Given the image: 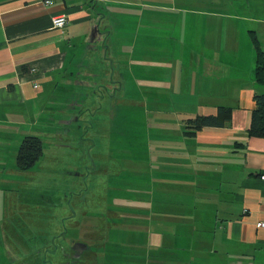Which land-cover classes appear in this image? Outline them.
<instances>
[{"label":"crops","instance_id":"obj_1","mask_svg":"<svg viewBox=\"0 0 264 264\" xmlns=\"http://www.w3.org/2000/svg\"><path fill=\"white\" fill-rule=\"evenodd\" d=\"M257 45L264 53V0H0V194L25 171L24 137L51 125L59 135L84 118L88 132L109 123V138L147 133L134 144L138 201L126 229L137 248L114 249L119 263L264 264V138L246 133L264 93ZM128 82L150 105L137 118L152 124L130 122L144 132L128 131ZM220 106L232 113L223 127H190Z\"/></svg>","mask_w":264,"mask_h":264},{"label":"rangeland","instance_id":"obj_2","mask_svg":"<svg viewBox=\"0 0 264 264\" xmlns=\"http://www.w3.org/2000/svg\"><path fill=\"white\" fill-rule=\"evenodd\" d=\"M159 41L166 46L164 39ZM176 69L179 74L181 65L176 64ZM171 70L165 72L166 78L173 74ZM144 80V87L149 89L151 81ZM133 89V83L128 82V96H122L127 115L130 112L134 117L128 123L152 124V116L137 118L139 114L144 116L150 105L137 104L138 93ZM162 109L170 108L162 104ZM85 121L76 118L74 125L63 126V130L70 132L59 135H55L56 126L51 125L55 130L48 129L50 132L42 136V158L31 171H20V179L14 177L17 179L7 184L12 190L0 194V255L18 261L15 264H77L67 255L77 242L89 247L78 264H120L114 249H126L133 254L137 248L133 245V232L126 230L134 225L135 201H138L133 166L138 158L134 144L149 142L150 138L143 133L144 126L135 127V123H130L128 131L140 130L143 132L137 133L143 135L118 137L114 132L109 138V123L105 127L107 131L103 125L97 128L94 123V131L88 132ZM92 144L100 149L92 150ZM103 145L108 149L103 151ZM130 162V167H124ZM124 181L126 185L122 184Z\"/></svg>","mask_w":264,"mask_h":264},{"label":"trees","instance_id":"obj_3","mask_svg":"<svg viewBox=\"0 0 264 264\" xmlns=\"http://www.w3.org/2000/svg\"><path fill=\"white\" fill-rule=\"evenodd\" d=\"M257 48L256 78L260 83H264V53ZM255 106L252 110V121L247 135L249 137L264 138V93L254 95ZM232 113L229 107L220 106L216 115L198 116L190 120V127L201 129L205 126L223 127L231 119ZM193 134L195 132H186ZM44 153V143L41 137L27 135L24 137L17 154V166L20 170H31L40 160Z\"/></svg>","mask_w":264,"mask_h":264},{"label":"built area","instance_id":"obj_4","mask_svg":"<svg viewBox=\"0 0 264 264\" xmlns=\"http://www.w3.org/2000/svg\"><path fill=\"white\" fill-rule=\"evenodd\" d=\"M43 2L46 5H50L53 0H43ZM68 24V18L66 14H58L53 16L52 18V26L54 28L62 29ZM262 178L264 179V174L262 175ZM260 226H264V223L259 224Z\"/></svg>","mask_w":264,"mask_h":264},{"label":"flooded vegetation","instance_id":"obj_5","mask_svg":"<svg viewBox=\"0 0 264 264\" xmlns=\"http://www.w3.org/2000/svg\"><path fill=\"white\" fill-rule=\"evenodd\" d=\"M88 249H89V247L86 250H88ZM86 250L84 252H81L79 249L75 250L74 245H72V249H71L72 253L67 252L68 253L67 255L73 259V262L75 259V263L78 264V261L80 260V258L87 254Z\"/></svg>","mask_w":264,"mask_h":264},{"label":"water","instance_id":"obj_6","mask_svg":"<svg viewBox=\"0 0 264 264\" xmlns=\"http://www.w3.org/2000/svg\"><path fill=\"white\" fill-rule=\"evenodd\" d=\"M88 248V246H86L84 243L82 242H77L74 245V249L75 250H80L81 252H84L86 249Z\"/></svg>","mask_w":264,"mask_h":264}]
</instances>
